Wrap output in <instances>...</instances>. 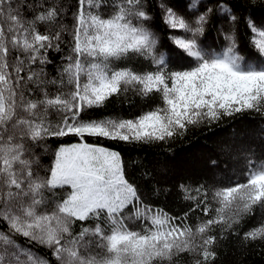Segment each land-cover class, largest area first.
Instances as JSON below:
<instances>
[{
	"label": "snow or ice",
	"instance_id": "1",
	"mask_svg": "<svg viewBox=\"0 0 264 264\" xmlns=\"http://www.w3.org/2000/svg\"><path fill=\"white\" fill-rule=\"evenodd\" d=\"M246 117L259 145L233 129L211 181L141 164L145 192L99 143ZM229 243L264 255V0H0V264H217Z\"/></svg>",
	"mask_w": 264,
	"mask_h": 264
},
{
	"label": "trees",
	"instance_id": "2",
	"mask_svg": "<svg viewBox=\"0 0 264 264\" xmlns=\"http://www.w3.org/2000/svg\"><path fill=\"white\" fill-rule=\"evenodd\" d=\"M161 41L162 51L169 47H173L167 39L165 32L157 29ZM245 27L240 24L238 29V38L242 42L245 40ZM207 36V34H206ZM215 32L211 37H207L209 41L215 39ZM203 39V38H202ZM175 66V65H173ZM120 111L119 106H110L108 113ZM258 118L246 117L229 121L225 119L218 126H214L212 131L206 129L190 130L187 136L181 140H177L170 145L160 146H133L122 143H114L111 141L101 140L99 143L107 148L120 152L126 165V178L141 185L145 192L151 188L149 184L144 188V180L142 179L143 168L141 164H147L148 167L156 169L159 175H167L169 183H176L177 179L190 177L191 183L197 181H211L213 178L219 179L222 175L219 168L209 171V158L218 157L219 146L228 142L233 133V129L240 131L245 129L248 131L250 141L259 145V139L252 137V132L256 130ZM260 149L258 148V151ZM158 200L161 207L177 212L179 206L172 196L168 198L159 197ZM44 253V249H39ZM219 258L217 264H264V255L250 252L241 254L238 246L229 243L227 249H218Z\"/></svg>",
	"mask_w": 264,
	"mask_h": 264
}]
</instances>
